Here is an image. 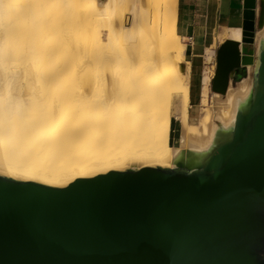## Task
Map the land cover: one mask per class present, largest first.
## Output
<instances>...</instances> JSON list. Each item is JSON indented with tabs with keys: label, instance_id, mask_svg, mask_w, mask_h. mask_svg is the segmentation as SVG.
<instances>
[{
	"label": "bare ground",
	"instance_id": "obj_1",
	"mask_svg": "<svg viewBox=\"0 0 264 264\" xmlns=\"http://www.w3.org/2000/svg\"><path fill=\"white\" fill-rule=\"evenodd\" d=\"M176 1L0 0V176L66 188L110 172L202 171L256 86L231 82L189 122ZM220 34L241 41L240 27ZM174 99L176 129L160 108Z\"/></svg>",
	"mask_w": 264,
	"mask_h": 264
},
{
	"label": "water",
	"instance_id": "obj_2",
	"mask_svg": "<svg viewBox=\"0 0 264 264\" xmlns=\"http://www.w3.org/2000/svg\"><path fill=\"white\" fill-rule=\"evenodd\" d=\"M257 2L244 0L241 41L219 46L211 80L212 92L225 93L251 66L256 91L203 170L110 172L66 188L0 176V264H264V0L259 15Z\"/></svg>",
	"mask_w": 264,
	"mask_h": 264
},
{
	"label": "crops",
	"instance_id": "obj_3",
	"mask_svg": "<svg viewBox=\"0 0 264 264\" xmlns=\"http://www.w3.org/2000/svg\"><path fill=\"white\" fill-rule=\"evenodd\" d=\"M243 3L244 0H178L177 33L187 46H195L201 53L212 43L220 46L226 40L221 41L223 29L242 27Z\"/></svg>",
	"mask_w": 264,
	"mask_h": 264
},
{
	"label": "rangeland",
	"instance_id": "obj_4",
	"mask_svg": "<svg viewBox=\"0 0 264 264\" xmlns=\"http://www.w3.org/2000/svg\"><path fill=\"white\" fill-rule=\"evenodd\" d=\"M139 0H137V4ZM177 4V16H176V24L178 17V0ZM164 18H167V14L161 15ZM233 29V28H231ZM163 32H168L164 30ZM107 35V32H104ZM179 35V34H178ZM161 44L163 42H159ZM219 46L218 44L212 43L211 46L205 48L203 53L198 52L195 46L190 47L187 46V43L181 39L179 36V51L177 52V59L180 61L179 66L181 64L185 65V73H184V82L187 84L189 92H190V101L188 106V117L189 122L194 125H198V122L201 118V115L204 113V107L206 108L212 99V90H211V78L210 74L212 71L215 72L216 68V55ZM180 70V67H179ZM252 71L246 72L243 78H248V80H252ZM240 81V80H239ZM239 81H232V84L236 86ZM161 109L166 112L167 109L171 110V119L173 123V128L176 129L178 123L180 122L181 115V103L174 99L173 103H168L167 101H163L160 105ZM200 109V110H199ZM200 113V115H199ZM204 115H202L203 117ZM200 117V118H199ZM175 131V130H174ZM176 145V140L173 141Z\"/></svg>",
	"mask_w": 264,
	"mask_h": 264
}]
</instances>
